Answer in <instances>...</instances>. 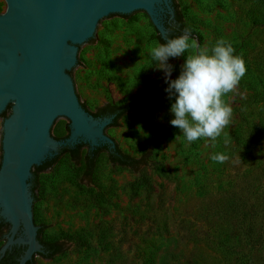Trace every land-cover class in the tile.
I'll return each instance as SVG.
<instances>
[{"label":"rangeland","instance_id":"1","mask_svg":"<svg viewBox=\"0 0 264 264\" xmlns=\"http://www.w3.org/2000/svg\"><path fill=\"white\" fill-rule=\"evenodd\" d=\"M173 1L198 35L171 79L185 56L220 38L244 61L245 74L222 97L233 110L229 124L215 141L188 143L169 123L164 74L149 55L158 44L149 17L114 15L99 25L94 42L78 46L82 59L71 78L90 111L137 103L104 131L148 162L112 164L101 151L85 177L82 161L63 153L39 171L33 204L41 238L64 249L33 264H264V0ZM67 125L61 119L55 136L66 135ZM217 153L222 163L210 159Z\"/></svg>","mask_w":264,"mask_h":264},{"label":"water","instance_id":"2","mask_svg":"<svg viewBox=\"0 0 264 264\" xmlns=\"http://www.w3.org/2000/svg\"><path fill=\"white\" fill-rule=\"evenodd\" d=\"M0 13V218L8 223L0 259L21 246L15 264L40 256L38 219L30 189L32 168L62 146L88 143L91 148L114 140L105 133L114 114L94 116L80 103L70 73L82 56L78 46L95 40L99 25L114 15L144 12L159 34L164 17L174 16L172 0H5ZM70 71V72H69ZM9 106V108H7ZM3 116H0V119ZM68 119V134L55 138L53 127Z\"/></svg>","mask_w":264,"mask_h":264},{"label":"clouds","instance_id":"3","mask_svg":"<svg viewBox=\"0 0 264 264\" xmlns=\"http://www.w3.org/2000/svg\"><path fill=\"white\" fill-rule=\"evenodd\" d=\"M190 33L168 38L150 49L149 55L156 69L161 70L167 87L164 91L171 101L169 123L178 128L184 139L192 143L201 138L215 141L229 124L232 108L222 97L232 92L245 74L241 57L227 40L220 38L210 49L185 56L179 75L171 79L173 66L170 58L185 55L190 48ZM222 163L226 157H210Z\"/></svg>","mask_w":264,"mask_h":264},{"label":"trees","instance_id":"4","mask_svg":"<svg viewBox=\"0 0 264 264\" xmlns=\"http://www.w3.org/2000/svg\"><path fill=\"white\" fill-rule=\"evenodd\" d=\"M172 4L174 8V16L171 19L168 18L169 17L168 14L164 17V25L167 30V33L164 35V37H162L159 34V32L156 30V28L154 27L156 31L155 38L158 43L165 42L166 39L168 38L179 36L182 33H184L185 30H187L190 33V36L198 35L190 26L184 23L182 14L179 11L176 3H174L173 1ZM123 15L126 16V14H123ZM176 60L177 58H170L169 63L173 65ZM80 103L83 106V108H85L89 113L93 114L94 116H107V115L114 114L113 120L110 123V125L117 124V120L124 113L134 110L137 107L136 102L126 101V102H121V103H105L101 106H98L95 109V111H90L84 102H80ZM7 108H9V106ZM6 110L0 116H3L5 118L7 116L5 115ZM67 128H68V125H67ZM67 134L54 136V137L57 139H63L64 137L67 136ZM82 149H84L83 153H82ZM101 151H105L107 153L108 160L112 164L125 165L131 168H138L139 166L145 165L148 162V159L146 158L147 155H142L141 157H134L128 153L123 152L118 147L116 142L114 143L113 148H109L107 145H100V146L91 148L88 143H84V142L76 143L73 146H62L54 156L46 159L40 165L33 166L32 177L29 180L33 200L36 199L35 189L38 184L37 183V173L39 171H42V170H45L51 167L52 164L57 160L60 154H63V153L67 154L69 158L75 162L82 161L83 176L90 177L93 172L97 156ZM42 228H43V225L38 226L37 237L39 238L40 242L43 244L44 251L42 253H38V255L44 258H51L52 256L61 252L64 249V243L59 240H43L41 238ZM7 229H8V223L4 222L0 218V245L4 239L3 234L5 233ZM21 248H22L21 246L14 245L10 250H7L5 252L3 257L0 259V263L1 264H4V263L15 264L17 262L16 257L18 258L20 253H22ZM33 258L31 261L26 262V264H33L34 263ZM164 264H167V263H164Z\"/></svg>","mask_w":264,"mask_h":264},{"label":"flooded vegetation","instance_id":"5","mask_svg":"<svg viewBox=\"0 0 264 264\" xmlns=\"http://www.w3.org/2000/svg\"><path fill=\"white\" fill-rule=\"evenodd\" d=\"M6 231H7V230H6ZM12 247H13V246H12ZM12 247H11V248H12ZM21 251H23V248H21ZM20 254H21V253H20ZM16 259H17V257H16ZM0 264H1V263H0ZM4 264H6V263H4Z\"/></svg>","mask_w":264,"mask_h":264}]
</instances>
